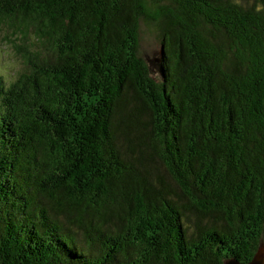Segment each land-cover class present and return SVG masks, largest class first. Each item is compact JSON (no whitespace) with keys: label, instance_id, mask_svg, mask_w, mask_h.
<instances>
[{"label":"trees","instance_id":"1","mask_svg":"<svg viewBox=\"0 0 264 264\" xmlns=\"http://www.w3.org/2000/svg\"><path fill=\"white\" fill-rule=\"evenodd\" d=\"M3 26L26 68L0 70V264L252 260L264 0H0Z\"/></svg>","mask_w":264,"mask_h":264},{"label":"rangeland","instance_id":"2","mask_svg":"<svg viewBox=\"0 0 264 264\" xmlns=\"http://www.w3.org/2000/svg\"><path fill=\"white\" fill-rule=\"evenodd\" d=\"M3 32L0 36V70L2 74L8 79L12 80L16 77L19 71L26 68L21 57V52L13 45V43H6L2 36L7 31L9 35L14 39V42L19 44L22 42L21 34L16 32L12 33V29H8L6 26L2 28ZM27 44L30 49H34V44L37 42V34L34 29L28 32ZM39 46V45H38ZM162 52V46L157 36L156 26L153 24L141 21L140 26V54L149 65L151 75L156 78H160V70L158 67L157 59L160 58ZM264 247V240L263 245Z\"/></svg>","mask_w":264,"mask_h":264},{"label":"water","instance_id":"3","mask_svg":"<svg viewBox=\"0 0 264 264\" xmlns=\"http://www.w3.org/2000/svg\"><path fill=\"white\" fill-rule=\"evenodd\" d=\"M162 55H163V51L161 52L160 58L157 59V61H159L158 63H161ZM159 70H160V74H161V69L159 68ZM226 264H264V247L261 246L259 248V250L257 251V253L254 255V257L252 258V260L247 262V263H242L238 259H231V260L227 261Z\"/></svg>","mask_w":264,"mask_h":264}]
</instances>
